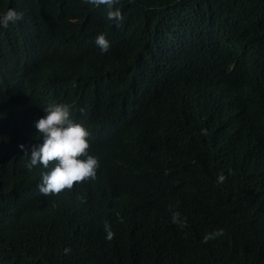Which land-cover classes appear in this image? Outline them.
I'll use <instances>...</instances> for the list:
<instances>
[{
  "label": "trees",
  "instance_id": "obj_1",
  "mask_svg": "<svg viewBox=\"0 0 264 264\" xmlns=\"http://www.w3.org/2000/svg\"><path fill=\"white\" fill-rule=\"evenodd\" d=\"M115 7L0 0L23 13L0 27V264H264V0ZM53 103L100 167L44 196L50 169L16 153Z\"/></svg>",
  "mask_w": 264,
  "mask_h": 264
},
{
  "label": "clouds",
  "instance_id": "obj_2",
  "mask_svg": "<svg viewBox=\"0 0 264 264\" xmlns=\"http://www.w3.org/2000/svg\"><path fill=\"white\" fill-rule=\"evenodd\" d=\"M99 7L106 6L109 20L122 21L121 10L115 6L119 0H83ZM134 3L135 0H130ZM23 19V13L15 9H8L0 14V27L7 28ZM95 44L101 52L106 54L110 49V42L105 35L100 34L95 39ZM45 116L37 113L32 120V128L35 134L34 141L27 148L20 145L22 153H16L25 158L28 163L26 167L31 171L34 167L41 165L50 169L42 175V183L38 186L44 196L60 195L65 190H73L75 186L97 178V170L100 167L99 159L90 154L91 133L83 124L75 122L72 118V106L68 104H49L45 109ZM84 113V109H80ZM207 135V131H203ZM227 177L221 173L217 183L223 184ZM172 223L182 224L179 212L172 213ZM104 229L106 239L111 241L115 237L111 225L105 223ZM224 230L217 229L204 235L202 243H208L223 236ZM65 255L70 254L71 249L64 250Z\"/></svg>",
  "mask_w": 264,
  "mask_h": 264
}]
</instances>
